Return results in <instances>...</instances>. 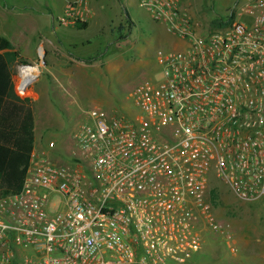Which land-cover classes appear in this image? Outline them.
<instances>
[{"label":"built area","instance_id":"2783aa9c","mask_svg":"<svg viewBox=\"0 0 264 264\" xmlns=\"http://www.w3.org/2000/svg\"><path fill=\"white\" fill-rule=\"evenodd\" d=\"M181 1L137 0L185 41L155 52L160 77L128 93L137 112L80 109L67 160L54 140L32 148L20 189L0 194V264H190L206 233L230 236L210 176L264 203V0H238L205 34ZM87 5L64 0L56 22L82 21ZM33 77L17 73L14 94Z\"/></svg>","mask_w":264,"mask_h":264},{"label":"rangeland","instance_id":"374dc122","mask_svg":"<svg viewBox=\"0 0 264 264\" xmlns=\"http://www.w3.org/2000/svg\"><path fill=\"white\" fill-rule=\"evenodd\" d=\"M57 1L59 0H0V9L4 6L9 8L11 5L27 4L33 6V10L38 11L39 8L40 13L44 14L37 13L40 20L33 38H48L50 37L48 34L51 33V22L56 21L61 14ZM237 1L182 0L181 5L189 15L196 33L205 34L217 28L210 26V20L227 19L229 10ZM102 2L103 4L94 5L97 10L96 16L89 26L83 30L71 28L68 36L70 42L77 44L72 51L73 55L83 52L86 58L94 56L87 62L96 60L94 73L86 69L87 82L93 86L94 93L92 90L90 93L85 92L77 96L63 89L60 80V83L55 79L51 80L53 85L60 87V94H63L70 104L61 108L59 104L53 105L55 120L48 124L50 127L42 131L41 137L45 143L50 139L54 140L56 149L64 153L63 161L67 160V155L73 148L71 134L83 119L80 109L99 107L109 114L131 116L137 109L128 97L129 91L145 79H158L160 73L155 61V52L173 50L172 46L163 41L166 32L162 26L149 18L139 7L137 0ZM102 6L106 7L107 13L101 12ZM45 8L51 10V17L50 14L46 15V12H43ZM108 15L112 16V24L108 23ZM99 25L105 37L97 34L96 27ZM55 34L62 39L58 30H55ZM80 42L82 45H79ZM30 51L32 58L39 56L38 49L30 48ZM102 52H107L108 63L105 64V68L102 60L97 61L101 59L99 54ZM40 54L43 60L42 51ZM19 65L16 61L9 67L13 87L18 82ZM38 69H41V65ZM41 73L42 71L40 72L42 80L46 73ZM25 93L19 95L21 99H24ZM45 143L40 149L43 153L47 152ZM209 187L215 193V199H210L213 215L218 222L229 224L230 236L226 238L218 232L206 233L203 246L193 255L190 264H264V203L239 200L213 176L209 177ZM208 196L210 197L209 194Z\"/></svg>","mask_w":264,"mask_h":264},{"label":"crops","instance_id":"0c3cea01","mask_svg":"<svg viewBox=\"0 0 264 264\" xmlns=\"http://www.w3.org/2000/svg\"><path fill=\"white\" fill-rule=\"evenodd\" d=\"M60 1L61 0L57 1V3L59 10L62 11L64 0L61 2ZM102 1L103 0H88L87 9H84L82 12V21L86 23L85 28L89 26V23L96 16L97 10L94 5L103 4ZM105 1L109 2V0ZM104 6L110 8L108 5ZM104 6L101 7L104 12L102 10L101 12L107 13L105 9L106 7ZM32 7L30 4L23 6L11 5L9 8L8 6L2 7L0 9V36L5 37L10 42L14 51L16 52L17 60H21L27 65L34 66H27L32 70V72L27 74H25V68L22 70L24 76H34L25 89L26 93L24 99L30 103L32 108L34 136L33 150L41 152L40 149L45 143L43 137H41V134L43 136L42 131L50 127L48 124L51 123L53 119L55 120L53 105L56 106L59 104L61 108L67 107V104H70L67 98L63 94H60V87L53 85L51 80L55 79L58 82L60 80L64 85H62V88L72 92L74 95L77 94L78 96L81 93L85 94V92L90 93L93 90V86L91 83L87 82L88 79L86 76V69H89L94 73L96 68L94 64L96 63V60L87 62L89 60H87L88 58L84 56L83 52L78 55L72 54V51L74 50V47L77 46V44L70 42L68 38L69 30H71V28L83 30L76 28L73 24L61 26L58 25V23L54 20L53 23L51 22V33L48 34L50 37L33 38L39 25L40 19H38L39 15L37 13H40V10L39 8H37L38 11L33 10ZM48 9L49 8L43 9V12H46V15L50 14L51 17V10ZM108 16V23L110 22V24H112V16ZM100 27V25L96 27V32L97 34L105 37V34L100 30ZM55 30L59 31V35L62 37V39L58 38V36L55 34ZM101 41V43H103V39ZM163 41L165 44L172 46L173 50H176L177 48L180 49L185 44L183 39H179L178 37L168 33L163 35ZM32 44L33 47H31ZM79 45H82V43L80 42ZM30 48H33L34 50L38 49L39 56L32 58L30 56L31 51L29 52ZM66 48L70 49L66 50ZM41 51L44 57L43 60L42 54H40ZM99 55H101V59H97V61L102 60L105 68V64L108 63L106 58L107 52H102ZM83 57H85V59H83ZM91 58H94V56ZM17 60H15V62ZM39 65H41V69H38ZM41 71L42 73H46V77H43L42 80L40 79ZM13 93H15L14 87ZM59 152L61 153L60 156L62 159L64 153L61 151Z\"/></svg>","mask_w":264,"mask_h":264},{"label":"trees","instance_id":"16d2710c","mask_svg":"<svg viewBox=\"0 0 264 264\" xmlns=\"http://www.w3.org/2000/svg\"><path fill=\"white\" fill-rule=\"evenodd\" d=\"M228 23L229 18H216L209 24L221 27ZM73 25L80 29L86 27L84 21L78 20ZM15 60L12 45L0 36V194L15 193L20 189L34 141L30 103L13 93L9 67ZM17 62L25 64L21 60ZM214 199L215 193L211 190V200Z\"/></svg>","mask_w":264,"mask_h":264},{"label":"bare ground","instance_id":"6f19581e","mask_svg":"<svg viewBox=\"0 0 264 264\" xmlns=\"http://www.w3.org/2000/svg\"><path fill=\"white\" fill-rule=\"evenodd\" d=\"M28 66L34 67L33 65L32 66L28 65ZM24 68H25V70H24ZM22 70H24L25 74H27V73H29L31 71V68H29L27 66L19 67V72L18 73H19V76L21 78L20 83H19L20 85H22L23 83L27 82L29 79L32 78L31 76H24L23 73H22L23 72Z\"/></svg>","mask_w":264,"mask_h":264},{"label":"water","instance_id":"95a60500","mask_svg":"<svg viewBox=\"0 0 264 264\" xmlns=\"http://www.w3.org/2000/svg\"><path fill=\"white\" fill-rule=\"evenodd\" d=\"M22 66H26V65H22Z\"/></svg>","mask_w":264,"mask_h":264}]
</instances>
